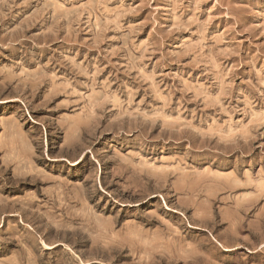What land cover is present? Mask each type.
<instances>
[{
    "label": "rangeland",
    "instance_id": "374dc122",
    "mask_svg": "<svg viewBox=\"0 0 264 264\" xmlns=\"http://www.w3.org/2000/svg\"><path fill=\"white\" fill-rule=\"evenodd\" d=\"M0 264H264V0H0Z\"/></svg>",
    "mask_w": 264,
    "mask_h": 264
},
{
    "label": "bare ground",
    "instance_id": "6f19581e",
    "mask_svg": "<svg viewBox=\"0 0 264 264\" xmlns=\"http://www.w3.org/2000/svg\"><path fill=\"white\" fill-rule=\"evenodd\" d=\"M28 260H29V258H28Z\"/></svg>",
    "mask_w": 264,
    "mask_h": 264
}]
</instances>
